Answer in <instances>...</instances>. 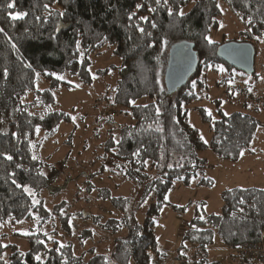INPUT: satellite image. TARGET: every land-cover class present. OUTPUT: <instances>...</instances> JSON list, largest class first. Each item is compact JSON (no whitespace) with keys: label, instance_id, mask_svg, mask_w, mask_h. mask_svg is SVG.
<instances>
[{"label":"trees","instance_id":"obj_1","mask_svg":"<svg viewBox=\"0 0 264 264\" xmlns=\"http://www.w3.org/2000/svg\"><path fill=\"white\" fill-rule=\"evenodd\" d=\"M9 3L14 7L8 8ZM223 3L239 16L243 29L234 39L209 44L204 37L211 38L220 27ZM17 13L26 15L13 20ZM0 29V228L31 221L49 227L29 233L26 249L0 243V264H154L151 253L156 264H219L209 261L216 240L233 248L263 238L264 189L257 187L223 191L218 214H207L199 202L202 208L183 225L175 251L160 246L156 223L165 206L186 211L170 204L168 194L177 182L195 184L208 169L203 152L210 149L218 158L238 162L240 153L251 148L260 125L256 117L226 113L219 100L212 102L217 109L211 115L196 105L208 96V71H239L217 56L222 44L252 43L258 57L264 44V0H0ZM106 44L115 45L122 61L113 104L132 118L130 124H117V138L111 134L106 149L113 152V168L134 189L129 197L101 195L109 200L111 216L80 213L91 226L78 229L71 215L63 213L65 202L48 210L41 197L51 187V177L48 163L38 155L42 141L37 129L51 136L70 121L68 113L53 109V91L64 84L55 75L69 72L91 84L90 56ZM178 50L192 63V74L170 86L171 55ZM251 75H257L256 69ZM39 80L47 84L43 90L37 89ZM227 90L229 98H239ZM140 98L149 100L130 103ZM249 100L241 102L246 109ZM261 104L254 105L255 111ZM191 109L208 125L209 142L191 125Z\"/></svg>","mask_w":264,"mask_h":264},{"label":"rangeland","instance_id":"obj_2","mask_svg":"<svg viewBox=\"0 0 264 264\" xmlns=\"http://www.w3.org/2000/svg\"><path fill=\"white\" fill-rule=\"evenodd\" d=\"M221 10H223L222 23L211 33V39L218 42L223 39H234L244 26L239 16L226 3L221 5ZM173 52L168 73L169 79L173 78V84L170 86L179 85L185 76L192 74V63L185 58L184 52L182 50ZM90 60L88 69L92 77L91 84L83 83L77 75L69 72L55 75L62 77L59 80L64 84L57 86L53 91L56 100L53 109L68 113L70 121L62 122L51 136H45L42 130L38 131V140L42 141L38 155L48 163V173L51 177V187L44 190L41 197L48 210H52L58 203L65 202L63 213L71 215L70 218L78 229L85 224L91 226V223H88L90 221L85 220L80 213L111 216L108 214L109 200L102 199L101 195L107 193L113 198L119 195L129 197L134 189L133 183L124 182L121 175L113 168L111 156L113 152L110 154L106 149V142L111 139V134L113 138H117V124L132 123V118L113 104L119 70L122 66L121 58L115 53L114 44H106L98 54L91 55ZM222 68L223 72H207L208 96L196 107H206L212 113L217 109L213 104L219 100L220 107L226 113L248 112L257 118L260 125L251 148L243 152L238 162L218 158L209 149L202 153L209 167L193 181L196 185H184L178 182L175 184L168 194V201L172 205L186 207V211L176 212L172 207L165 206L161 216L157 218L156 234L165 252L175 251L180 245L183 225L197 208H202L199 202H204V210L207 214H218L223 207V191L232 188L264 189V44L258 47V57L255 62L256 76L230 71L227 67ZM224 78L228 79L225 84L218 85L217 83ZM36 86L37 89L43 90L47 84L39 80ZM229 88L234 90L242 88L248 93L233 96V98L239 97L233 100L229 98L227 90ZM247 99H250V102L249 108L246 109L240 103ZM148 100L140 98L135 104H145ZM257 101L262 104L255 111L254 105L258 106ZM189 118L191 125L200 131L201 137L206 142H209L212 137L209 127L202 122L197 109L190 110ZM203 178L210 181L202 183L203 180L200 179ZM48 230L49 227L42 229L34 221L2 226L0 243L17 244L26 249L29 233H44ZM100 237L97 239L98 243L102 241ZM209 255V261L212 263L216 261L219 264H241L232 259L227 247L219 239L209 249ZM194 259L192 257V260ZM152 261L156 264V257L153 254Z\"/></svg>","mask_w":264,"mask_h":264},{"label":"water","instance_id":"obj_3","mask_svg":"<svg viewBox=\"0 0 264 264\" xmlns=\"http://www.w3.org/2000/svg\"><path fill=\"white\" fill-rule=\"evenodd\" d=\"M217 56L229 66L250 75L255 71V46L252 43L227 41L222 44Z\"/></svg>","mask_w":264,"mask_h":264},{"label":"built area","instance_id":"obj_4","mask_svg":"<svg viewBox=\"0 0 264 264\" xmlns=\"http://www.w3.org/2000/svg\"><path fill=\"white\" fill-rule=\"evenodd\" d=\"M233 96H238L242 89H231ZM262 239L257 244L245 243L241 246L227 247L230 256L234 261H239L241 264H264V234ZM152 257V253H151Z\"/></svg>","mask_w":264,"mask_h":264},{"label":"snow or ice","instance_id":"obj_5","mask_svg":"<svg viewBox=\"0 0 264 264\" xmlns=\"http://www.w3.org/2000/svg\"><path fill=\"white\" fill-rule=\"evenodd\" d=\"M156 2H157V4H159V3H160V0H156ZM164 2H165V4H167V0H164ZM216 6H217L218 8L220 7L219 4H217ZM7 7L11 9V8L14 7V4H13V3H9V4L7 5ZM46 7H47V6H46ZM149 11H155V9H149ZM171 14H172V13H171V10H169V15H171ZM24 15H26V14H24V13H17V14H15V15H12L11 18H12L13 20H16V19H22ZM179 15H181V16L184 15L183 10H180ZM131 18H132V17L130 16L129 19H131ZM141 19H144L145 21L147 20L146 17H142ZM248 23H252V21L249 20ZM152 26L155 27V24H153ZM139 30H140L141 32H143V28H140ZM0 31H2V29H0ZM204 39H206V40L208 41L209 44H213V43H214V41H213L210 37H208V36H205ZM219 70H220L221 72L224 71L223 68H221V69H219ZM57 78H58V79H62V77H57ZM249 91H251V89H249ZM130 103L135 104V101H130ZM157 111H159V110H157ZM209 115H211V113H209ZM225 115H227V114L225 113ZM73 120H75V117H73ZM38 131H39V129H37V132H38ZM117 143H119V142L117 141ZM135 155H139V153L137 152V153H135ZM240 155L243 156V153H240ZM33 158L35 159V157H33ZM7 159H8V160H11L12 157H11V156H8ZM26 190H27V189H26ZM37 203H38V202H37ZM241 203H243V201H241ZM25 234H26V233H25ZM40 243H43V241H40ZM5 247H6V246H5ZM61 247H63V245H61ZM21 255H23V254H21ZM35 259H36L37 261H40L41 258H40L39 256H37V257H35Z\"/></svg>","mask_w":264,"mask_h":264},{"label":"crops","instance_id":"obj_6","mask_svg":"<svg viewBox=\"0 0 264 264\" xmlns=\"http://www.w3.org/2000/svg\"><path fill=\"white\" fill-rule=\"evenodd\" d=\"M241 104V103H240ZM257 111V110H256ZM255 139V138H254ZM241 158V157H240Z\"/></svg>","mask_w":264,"mask_h":264}]
</instances>
